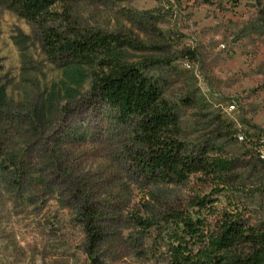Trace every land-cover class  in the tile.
<instances>
[{
    "label": "rangeland",
    "instance_id": "rangeland-1",
    "mask_svg": "<svg viewBox=\"0 0 264 264\" xmlns=\"http://www.w3.org/2000/svg\"><path fill=\"white\" fill-rule=\"evenodd\" d=\"M57 3L62 32L125 40L124 62L156 81L190 152L225 161L212 174L147 184L131 166L134 123L91 95L102 69L52 62L39 28L0 5V264H90L79 221L100 210L101 264H170L171 210L264 221V0H77ZM67 16V17H66Z\"/></svg>",
    "mask_w": 264,
    "mask_h": 264
},
{
    "label": "trees",
    "instance_id": "trees-1",
    "mask_svg": "<svg viewBox=\"0 0 264 264\" xmlns=\"http://www.w3.org/2000/svg\"><path fill=\"white\" fill-rule=\"evenodd\" d=\"M74 1L0 0V5L39 28L44 52L52 62L66 61L73 66L98 63L102 71L93 77L91 95L114 109L121 123H134L136 149L129 150V156L143 181L182 184L190 175L202 173L212 174L226 187L222 171L228 168L227 162L211 161L205 151H188L181 137L179 116L163 97L158 83L139 66L122 60L124 39L102 31L81 34L70 28L62 32L51 25L62 15L52 8L61 3L67 15ZM261 162L264 168V158ZM216 201L206 195L192 201L193 213H168L167 219L176 225L169 248L170 264H264V221L252 225L241 212L219 210ZM79 221L86 235L84 252L90 264H101L98 247L104 232L99 208L83 202Z\"/></svg>",
    "mask_w": 264,
    "mask_h": 264
}]
</instances>
